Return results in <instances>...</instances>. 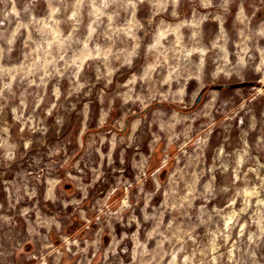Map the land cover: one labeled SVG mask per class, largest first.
Masks as SVG:
<instances>
[{
	"label": "rangeland",
	"instance_id": "374dc122",
	"mask_svg": "<svg viewBox=\"0 0 264 264\" xmlns=\"http://www.w3.org/2000/svg\"><path fill=\"white\" fill-rule=\"evenodd\" d=\"M0 264H264V0H0Z\"/></svg>",
	"mask_w": 264,
	"mask_h": 264
}]
</instances>
